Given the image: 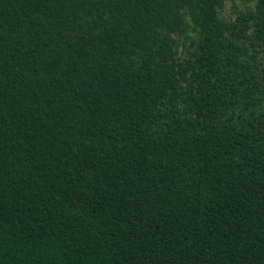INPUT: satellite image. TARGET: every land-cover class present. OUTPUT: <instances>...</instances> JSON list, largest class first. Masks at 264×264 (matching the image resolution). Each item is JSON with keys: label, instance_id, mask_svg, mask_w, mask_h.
<instances>
[{"label": "trees", "instance_id": "1", "mask_svg": "<svg viewBox=\"0 0 264 264\" xmlns=\"http://www.w3.org/2000/svg\"><path fill=\"white\" fill-rule=\"evenodd\" d=\"M0 264H264V0H0Z\"/></svg>", "mask_w": 264, "mask_h": 264}]
</instances>
